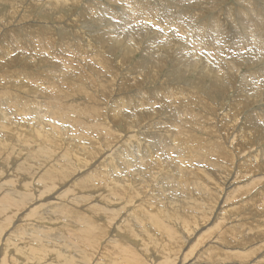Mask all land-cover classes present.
Instances as JSON below:
<instances>
[{"label":"rangeland","instance_id":"374dc122","mask_svg":"<svg viewBox=\"0 0 264 264\" xmlns=\"http://www.w3.org/2000/svg\"><path fill=\"white\" fill-rule=\"evenodd\" d=\"M22 1L23 0H20V2H18V7L19 6L20 7L19 8L17 7L18 8L17 11L19 13H17V11H15L16 9H13L12 7H10L11 5L10 6L8 4L5 6L0 5V22H2V24L3 23L5 24V25L4 24L2 25L3 27L0 25V65H5L7 63L12 64V66H9L10 68L8 67V69H6V70H4V68H2V66H0V86L4 89H7V87H8L7 85H12V83L13 84L17 83L19 85L21 82L16 81V80L20 79L21 77H22L23 81L28 80V84L34 85V86L38 85V84H35V81L38 77L51 78L52 80L54 78H56L57 74L53 72V69L50 66H52L55 63L62 64V59L64 61L66 59L70 60L71 57L74 56L72 51H70V50L65 51V48H63V46L61 44L63 42L62 39L66 38V37H64V35H67V37L70 35L69 37L71 38L73 43L78 42L77 44L79 46L73 44L72 49L75 51H77L79 49V47L81 46V43L82 44L84 43V45H86L87 44L86 41L88 39H89L90 43L94 46L93 38L88 33L86 36V34H84L83 31L85 29L87 30V27L89 29H91L92 31H97L98 28H96L93 20L97 17L99 18L101 16V14H102L101 17H104L103 13H101V11L98 9H97V14H93V15L90 14L88 12V10H89L88 5H90V7H93V6H96L97 3L100 4V2H105V0H101V1L96 0L97 2L93 1V0H83L82 2L79 3L80 5H78V6L77 5H70L67 8L60 9L61 11L60 10L50 11L51 7L47 4H46V6H49L50 8L45 7L44 6L45 4H43V2L45 1V3H46L47 0H24L25 2L23 1V3H22ZM35 1L36 2L39 1V2H37L39 4H37ZM156 1L157 0H153V1L151 0L152 4L153 3L155 4V5L153 4V6L157 7V5H158V8L160 9V6H159L160 2H158V4H157ZM194 1H196V0H186V1H180L179 0L177 2L175 0H161L162 4L171 5V7L173 6L174 9H173V7H172V9H173L175 14H176V12H177V14L180 12L177 15V17L182 15V9H184L185 6L187 8L189 4H191V10H190L191 16H193L196 12H202V16L200 19L197 20V17H195V19L197 20V22L195 23L196 25L193 23H190L189 20H191V18H189V16H186L182 22L177 23L178 25L188 23L187 24L188 30L186 33L187 35L185 34V32L180 33V35L184 40H187V39H185L183 37V35L186 37L189 36L190 38H191V36H196V40L198 41V39H200L198 37L201 35L199 34V30L196 27L203 25L202 26V27H204L203 33H201V34H204L206 36L205 41H208V40L209 41L204 42V43L202 42V44L200 46L202 48V50H205L209 46V50L206 52H213V51H216V49H217V52H223L224 53L221 58L216 56V58L214 59V61H216V63H217V66L223 65L227 69L232 71V70H234V68L231 67L232 66L231 61L241 62V67L243 65L252 64V59L254 57V53H253L250 45H254V44H255L254 46H256L255 50L257 52V56H259V57L264 56V35L261 34L259 32V30H257L256 27H250L249 26V29H248V32H247L246 38H245V40H247V41L242 40L240 43H235L231 40L227 46H225V43L223 41L221 43H219L218 45H216V43L214 42L215 28H214L213 22H214L216 15L217 14L221 15V18L224 17V14H225L224 11L225 10L228 11L229 7L233 8V12L234 11L238 12V8H240V7H238L239 3L236 0H225L226 3H222L223 5L217 4L216 7L213 4H211L212 8H210V11L207 9V7H206V9H204V11H201V10L197 11V9L192 6V5H194ZM33 2L35 4V6L36 5H39V6L38 7L36 6V8H35ZM203 2H204V0H201L200 4H203ZM245 2H247V0H245ZM253 3L255 4V2H253ZM28 4L30 5V7L32 9L29 7ZM173 4H176V5L174 6ZM41 6H43V7L41 8ZM86 6H88V8ZM220 6H222V7H220ZM165 7H166V5H165ZM10 8H11V10H10ZM43 8L45 9V11ZM213 8H215V9L213 10ZM222 8H223V10H222ZM19 9L21 11H19ZM30 9H31V11H30ZM35 9H37V10H35ZM39 9L42 12L38 11ZM78 9H79V11H77ZM101 9H103L102 6H101ZM172 9H171V11H172ZM46 10H47V12H46ZM8 11H10V12L12 11V12L10 13ZM28 11L30 13L32 12V14H30ZM15 12L17 15L13 14ZM26 13H28L29 15ZM33 13H34V15H33ZM18 14L20 17L18 16ZM21 14L22 15L24 14V15L22 16ZM2 15H4L5 17L3 16L4 17L3 18ZM36 15H37V17H36ZM88 15H90L91 19L89 18ZM98 15H100V16H98ZM27 16H29V17H27ZM31 16L33 18H31ZM14 18L18 19V20H15ZM224 18H226V16ZM1 19H2V21H1ZM11 19H12V21H11ZM73 19H74V21H73ZM21 20L22 21L24 20L23 22L25 25L22 24ZM61 20H62V22H61ZM162 20L164 21L163 23H167L168 26H170L171 28H173V26L177 25L176 21H170L167 18H165V20L163 18ZM5 21H9V23H5ZM44 21H46V22L48 21L49 23H46ZM16 22H20V24L19 23L17 24ZM110 22L114 26V29L119 28V26L117 24H115L112 21H110ZM116 22L119 25H121L122 21L119 19ZM227 22H228V20H227ZM227 22L226 21H224L223 23L218 22V25L227 26L226 29L228 30L230 35H232L234 29L230 25H228ZM163 23L160 24L159 22H153V21H151L149 23L147 22L148 27H150L149 29L154 30V28H155V30L154 31H148V32L143 34L145 36L144 39L146 40V42H148V40H150L153 33L157 32V31L164 32L167 29V26L163 25ZM172 23L174 25H172ZM137 24H139V23L133 22V23L126 24V25H127V27H130V25H137ZM239 25H240V22L236 25V27H239ZM26 26H27V29H26ZM56 26H57V28H56ZM64 26L67 28L64 29ZM35 27H38V28H35ZM45 28H46V30L47 29L48 30L47 31L44 30ZM89 29H88V32H89ZM16 31L19 33V35ZM76 31L78 33H75ZM56 32H58L59 34L58 33L56 34ZM79 32H82V33H80V35H78ZM234 32L237 34L238 30L236 29ZM195 33H196V35H195ZM252 33H253L254 38L255 37H261V38H263V41H261V42L260 41H258V42L253 41V37L251 38ZM25 35H27L26 38H29V36L35 35V37L38 38L39 41L41 42L40 45L43 42H45L44 47L46 50H49L48 46H47V45H49V42L52 44L54 41V38H56V39L58 38L54 42L55 43L54 49H55V53H57L56 56H58L59 60L58 59L52 60L51 61V62H53L52 64L50 62H46L44 64L43 61H45L46 58L44 59L43 55H41V54L39 55L38 52H36V51L34 52V51H32V49H29L27 47V41L26 40L24 41L26 46L24 45V42H22V46L17 45L15 42L16 38L21 37L23 39L25 37ZM36 35H38V36H36ZM60 35H61V37H60ZM207 35H208V37H207ZM10 39H14L15 41L13 40V42L11 44H9ZM75 39H77V40H75ZM113 42H114V40L112 41V44H113ZM186 42L187 41H185V43ZM212 42H214V43H212ZM6 43H8V44L6 45ZM56 43H57V45H56ZM189 43L191 44V42H189ZM197 43H199V41ZM136 44H137V41H136ZM190 44H188V46ZM142 45L143 46H140L138 49H135V50L132 49V52L127 56H123V54L120 50L117 51L118 53L116 54V56L113 55L112 57H110V55H109L108 60H110V61H108V62L111 64V66H109V63H108V66L112 67V69L107 67V65H104V68L99 67L100 63L98 64V66H96V68H98L97 70L100 73L104 72L106 74V75L103 74L106 77L110 74L109 75L110 77L108 76L109 78L108 77L106 78L105 76L102 75L100 77V79L102 77H103V79H105V78L108 79V81L111 78L113 79L112 82L109 81L108 87L106 86V90H107L106 93H101L99 91V94H98L97 90H99V89L103 90V89L101 87H97V88L92 89V87H91L92 85L87 83V81H85V85H88V86H84V88L86 90H88L87 92L90 91L91 93L90 92L89 93L92 95V97H90V99L88 98L89 96L86 97V94L85 95L84 94H80V95L76 94V95H73L71 97L65 98L64 100L66 102H64V100H62V99H61L62 101L60 100L58 102H59V104H61V102L62 103L64 102V105H66V107H69V106L75 107V105L78 104L79 106H81V108L86 109L87 111H91L94 109L93 104L99 105L100 109H98V111H99L98 114H100L102 112L101 111L102 106L104 108L103 110H105V107L103 105L105 100L109 99L108 103H111V102L115 101L116 99L121 100L122 98H124L126 96L129 99L132 98L131 102H129L130 103L129 106L128 107L122 106L123 108H118L116 113H119L122 110L123 112L120 113V115H122L125 118L127 117L129 119V121H136L137 118H139L145 114H146V116H148V111H150V110H148V101H150L152 96L153 97L158 96V99L159 98H160V100L164 99V103H166V104L169 103V105H170V103H172L170 101H174L175 99L174 100H172V99L168 100V97L176 94L177 92H180L177 90H181V87H183L185 89L187 88V89H189V91H196L198 88H202L200 93L196 94V95H194V94L192 95L190 92L184 93V91H182L181 95L183 96V94H186L189 98L187 97L188 99H186V101H183L182 96L177 95L176 96L177 99L173 103L174 105L171 104L172 105L171 109H167V106H166V108L163 110L164 112L161 111L159 113L160 116L158 115V117H157V120H158L159 118H165L166 117L165 115H167V114H168L167 117H169L171 114H174L175 116H177V119L179 118V116H181V118L179 119V122L181 123V127L177 130H173L172 132L173 133H176V132L181 133V132H184L183 130H185L186 127H187V129L190 128L189 137L184 135L183 141L186 139L189 140V144H190L191 149L195 150V148H196L195 151H198L197 154L195 155V154L189 153L185 150H181V155L178 158L179 162H173L172 161L173 157L170 156L167 153L168 150H166V158L171 160V161L166 160V162H165V167H166L167 172L159 173L158 178H157V175L155 177L156 179L153 178L155 180L158 179L160 182L157 180L158 183L156 184L157 181L152 179L153 184L151 182V184H152L151 187L145 188L144 193L140 190L139 186H137V187L139 188L140 193L143 194L142 196H144V199L147 197L148 194L150 196L154 192L153 188L156 185L160 188L159 189L156 186L155 187L156 191L161 190L162 189L161 185H163V187H165V189L163 191H166L167 189L169 190L164 195L170 194L171 196H174V194L177 193V197L179 198L180 201L183 198L186 199L187 197H190L192 195L193 196L190 198L193 199V198H195L194 194L197 195L198 193H200L201 196L205 195L203 199H205V200L207 198L212 199V200L209 199L210 203H209L208 207L209 206L210 207L209 208L205 207V205L207 204V203H203V202H205V200H202V199L200 200L199 198H201V197L196 196L197 197L196 201L197 202L201 201L203 206L205 207V209H204V207H202L201 211L199 210V211H197V213L195 211L193 212L195 215V218H196V219H193V222L187 223V224H181L183 226L182 227L179 223L174 222V221L173 222L168 221V219L167 218L165 219V217H157L156 216V220L153 219L152 222L148 221V230L150 232L148 231V241H146V242H148V248L149 249H148V252L144 251V253H143L142 248H143L144 240L142 241V239H143V237H144V239H146V237H145L146 235L144 233H141V232H144V230H145V229H143L144 228V225H143L144 222L140 225L139 224L136 225L134 220H133V217H132V222H134V223L130 226V229L136 225L135 229L139 235V238L137 240H134L125 232L129 228L127 223H129V221H131V218H129V221L126 218L131 215L130 211H132L133 209H137L134 206L137 207V206L141 205V203H142L141 199H139L140 202L138 201V202L134 203V206H133V204H132L133 200L127 201L125 198L128 197V195L127 196L123 195L124 199L122 198L121 200H119V202L116 201L115 203H113L114 205L109 203V201L106 202L105 204H103V201L101 200V198H104L106 196V195H104V196L100 195V194L104 193L103 188L99 189V191L95 192V189L90 188L91 189V191H90L89 189H86V187L84 185L81 184V182L83 181L82 179H84L88 174H90L91 170L94 171L95 167L100 166L102 161L107 156H109L111 154L112 150H114V149L116 150V147L122 143L124 144V142H125V144L129 143L130 140L128 138H126L124 141H122V139H120L122 142H120V140H117V142H119V144L118 143L117 144L112 143L108 150H106V151L104 150L101 153V156H100L101 158L99 157V159L95 160L96 162L94 161L93 163H91V167L83 168L80 171H78V169H77V171L74 172V175L72 174V177L71 176L68 177V178H70L69 180L65 179V180H63V182L60 181L59 184L57 183L58 187L56 185V188H52L51 191L47 190L46 192H44V189H43L44 186L40 183V177L42 174L41 172L36 173L37 176H36V174L34 175L35 181H33V180L30 181L28 179L30 182L28 183V185L25 186L24 183L27 184V181H28L25 178V174L23 176L24 179L22 177L18 180L15 178V175L12 172L13 170L11 169L13 162H15V161H17L18 166L22 164V161L26 162L24 157H27L26 154L30 153L32 151V149H31L33 147L32 143L34 142V141L33 142L28 141V144H25V143H27L26 138L28 137V134L30 133L29 129H31V127L29 126L26 128L27 124L24 123L26 116L23 117L24 120L22 117H20L18 119L22 118L21 119L22 122L17 119L18 123L15 124V121L13 120V124L15 125V127L17 128V130L20 133L22 132L21 133L22 136L20 134L17 136H16V134H14V136L11 135V137H9L10 140H9V142L6 146V150H5L7 152L4 151L0 155V165L2 163V166H0V203H1V201H2V203L0 205L3 208L2 209L0 206V209H1L0 210V260L2 259V260L7 262L8 257H6L4 255V251L6 252L7 250H9V255H10L9 263L10 264H22V263L24 264V260L22 258H20V256H25L26 261L30 260V259L34 260L33 263H35V257H29L28 258V256L25 255L26 251L28 254L31 252V249H30L31 247L28 246V243L30 242V244H31L32 243L31 240L35 241L40 237H42V238L44 237V239L47 240L49 242V244L52 243L51 245H54L56 249L59 248L57 250L59 252V254L61 251L60 248L63 245L64 246L63 248L65 250L64 253H66V254L68 253L67 257L71 258L72 260H79L81 262V264H132V263L134 264L135 259H138L139 260L138 262L141 264H156V261L153 259H155V257H158V260L160 261L161 258H164L166 253L163 252V249H165V247L169 248V246L172 249V251H171L172 254L170 253V255H171V258H172L174 264L176 263V261H178L176 264H188V263L191 264V262L192 261L194 262V260L196 261V264H261V263L264 264V157H262V156H264V97L261 96L259 98H254L251 94L246 93V92H245V94H244L245 96H244V95H242V91L239 90V88L241 87V83H243L246 80L248 83H250V86L252 88H254L256 85L258 87L261 85H264V83L262 81L259 84V81L257 80V76H259L261 79L264 76V63L255 64V65H253V68H251V69L250 68H241L238 73H235V74H237V77L234 78V83H231L228 81L229 84L231 83V87L235 86L234 88L225 89V92L223 94L224 96L219 95V92L215 91V94H213V97L210 96L208 98L206 96V94H207L206 91H209V89H207L208 86L210 85L209 81L208 82L201 81L199 79V77H196L195 74H190V76H180L183 74L177 72L178 69L173 67V65H172L173 63L171 64V62H172L171 58H168L167 56H165V58L162 59V58H160L161 53H158V52H155L154 56L152 57L149 54L148 49L145 48L146 45H144V43ZM221 45H224V48H221ZM6 47H8L7 50H6ZM49 47H50V45H49ZM57 48L58 49L61 48V49L58 50ZM76 48H78V49H76ZM100 50L101 49L98 48V51H100ZM193 50H194V48L191 47L190 51H193ZM10 52H11V54H10ZM67 52H68V55L69 54H71V55L66 57ZM247 52H249V54H246ZM55 53L52 52L51 55L54 56ZM60 54H63V55L60 56ZM90 54H92V53H90ZM90 54L88 53V54H84V55L87 57L89 56L91 58ZM2 57H4V58H2ZM74 57L76 58V56H74ZM198 57L200 60V65L207 60V58L204 57V54H203V56H201V53H200V56H198ZM120 58H121V60H119ZM27 59L30 60L28 62L30 65H32L31 67L29 64H28L29 65L28 68L21 67V66H19V64L18 65L14 64L15 61H18L19 63H21L23 60H27ZM149 59H150V61H148ZM3 60H4V62H3ZM38 60H40V61H38ZM89 60L90 59H87L86 62H84V60H83V65L87 64L89 66H95V65L88 64ZM92 62H95V61H92ZM160 62L163 63L164 65L160 64ZM121 63H122V66L119 67V65H121ZM67 65H68V63H67ZM72 65H75V64L73 63ZM123 66H124V68H123ZM107 68L110 69V71ZM114 68L118 72L115 73L116 70H113ZM120 68H122L123 70ZM129 68H130V70H129ZM171 68H172V70H171ZM100 70H102V72ZM59 71H61V69H59ZM123 71H125V72L130 71L131 74L130 73L126 74ZM254 71H257V73H258V75L255 77L253 74ZM28 73H29V75H27ZM61 73H63V72L61 71ZM67 73L68 72H66V74ZM120 73H121V75H120ZM39 74L41 76H39ZM51 75H53V76H51ZM74 75H75V72H74ZM27 76H28V78H27ZM121 76L122 77L124 76L123 77L124 79H122ZM252 77H254V79ZM9 78H10V80H5V79H9ZM91 78H93V76ZM100 79L98 80V81H100L99 83L104 84V82H102ZM62 81L63 80H61V82ZM115 81H116V83H115ZM56 82H57L56 84L59 85L58 81H56ZM117 82H118V84H117ZM253 83H255V84H253ZM178 84H180V85H178ZM3 85L4 86L6 85V86L4 87ZM60 85H62V84H60ZM105 85H107V84H105ZM194 86H196L197 88L196 89L192 88ZM211 86L213 87V85H210V87ZM62 87L65 89L66 86L62 85ZM62 87H60V88L58 87L59 89L54 90L55 92L52 91L53 94L54 93L56 94V92L61 90ZM90 88L92 89V91L90 90ZM117 88L120 90L122 89L123 92L122 93L119 92V90ZM262 90L264 91V86L262 87ZM239 91H240V93H239ZM115 92H117V93L119 92L120 94L114 96ZM60 93H61V91L56 94L57 96L55 94L52 96H54V98L57 99L59 97L58 95H60ZM108 94L110 96H108ZM247 94H249V95H247ZM16 95L18 98L20 97L22 100L28 98L23 93L16 94V92H15L14 96H16ZM93 95H94V97H93ZM95 95H96V97H95ZM148 95H152V96L148 98ZM107 96L109 98H107ZM60 97H62V96H60ZM196 97L198 99L204 101V102L208 101V106L206 107V105H203L201 101H198V99H196ZM243 97H246V99L249 102H248V104H244L245 108H244V110H241L242 108H241L239 103L241 101L245 102L244 101L245 98H243ZM94 98H96V100ZM103 98H105V100ZM21 99H20V101H21ZM179 99H182V100H180V102H179ZM38 100H40V101L44 100L42 102H45L44 98H40ZM196 100L198 101V103ZM54 101H55V99H54ZM182 101L185 103H182ZM46 102H48V106L45 105L44 106L45 108L39 107V109L41 108L40 109L41 112H40V110H39V112L41 113V115H44L45 113L46 114L48 113L49 115L54 114V112L57 110V108H55L52 101L51 102L46 101ZM55 102H57V101H55ZM74 102H75V104H74ZM150 102L152 103V101H150ZM186 102H188V104L195 107L194 108L195 112H194L193 116L189 115L188 112L185 113L183 111ZM199 102H201L200 104L203 106H201V105L198 106ZM51 104L53 106H51ZM158 104H162V101H159ZM17 106H18V104H17ZM22 106H23V103H22ZM22 106L21 107L19 106V109L16 111L21 110ZM4 107H8V106H4ZM63 107H58V109H59V110H57L58 112L57 111L55 112V114H57V116L59 115L57 118L55 115V119H57V120L59 119L58 121L55 120L57 122V124H59V123L65 124L67 122L66 119L61 118V113L65 112L67 110L66 107H64L65 109ZM11 109H14V107ZM44 109L47 110V112L44 111ZM52 109H54V110H52ZM22 111L23 110L19 111L20 115H22L21 114ZM170 111H172V112H170ZM77 112L78 111H76L75 113L79 116V113H77ZM116 113H111L112 118H114L117 115ZM241 113H242V115H240ZM76 114H75V116H77ZM113 114H116V115H113ZM182 114H184V116ZM101 115L103 117V115H106V114L101 113ZM120 115H117V116H120ZM195 115H196V117H199V118H197L198 120L194 119ZM82 116H83V114H82ZM102 117H101L100 122H102L104 119ZM10 119H11V117H10ZM131 119H133V120H131ZM193 120H195V122ZM110 121H111V124L114 125L112 127V131L114 133V134H112L113 136L111 135L112 141L114 140V138H117V139L120 138V136H121V138H124L125 134L127 135V137L130 135L133 136L135 134V133L134 134L132 133V129L130 130V132H128V130L126 131V128L123 125V123H120L119 121H117V118H115V120L110 118ZM188 121L190 122V124L188 123ZM146 122H148V121H146ZM165 127H168V129H169L171 126L168 123L167 126L166 125L162 126L161 130L164 129ZM50 129H52V128H50ZM23 130H25V132ZM26 130L28 131V133ZM12 132L14 133V131H12ZM126 132H128V133H126ZM150 133H156L158 135V132L154 128L150 130ZM10 134H11V132H10ZM114 135H115V137H114ZM7 136H9V135H7ZM116 136H118V137H116ZM24 137H26V138H24ZM137 138L143 139L144 137H143V135L139 134V135H137ZM190 138H193V139H190ZM17 140L21 141V143L19 142L18 145L16 146L17 148L15 149V145L18 142ZM166 140H167V138H166ZM183 141H182V144H183ZM146 143H148V136L146 137ZM13 144H15V145H13ZM30 144H31V146H30ZM62 145H64L63 142L61 144V149L58 151V154H59L58 157L63 158V159H66V158L68 159V157L64 158V156H65V155H63L64 152L61 153L62 148H63ZM220 145L222 146L221 147L222 150H220V149L218 150L217 146H220ZM231 145H233V146H231ZM24 146H25V149H24ZM180 146H181V144H179V143L174 145L173 146L174 151H172V154H174L177 149H181ZM112 147H114V148H112ZM13 148H14V150H13ZM101 149L103 150L104 148L101 147ZM22 150H23V154H22ZM25 150H27V151H25ZM28 151H30V152H28ZM20 152H21V156H19L20 158H17L18 155H20ZM60 153L63 156H60L61 155ZM175 155H177V154H175ZM193 157H197L199 160H201L203 162V163L198 162L201 164L198 165L197 167H203V166L207 167L205 169V171L208 172L207 175H206L207 172H205V171L197 173V174H199V176L201 175L200 176L201 179L203 178L201 181H203L205 185H203V182L201 184L200 180H199L200 184H197V183H195V181L194 182L192 181L194 183V186L192 185L193 184L192 182L188 183L193 179L191 176H195V175L198 176L197 174L190 175V173L188 172V168H186L187 164L191 160L190 158L194 159ZM53 158L55 159V157H53ZM54 159H52V161ZM205 160H207V161H205ZM26 163H29V162H26ZM247 163H248V165H247ZM7 164H9V165H7ZM215 164H217V165H215ZM208 165L211 168L208 167ZM250 165L252 166L251 168H250ZM46 167H48V166H46ZM46 167H44V165H43V168L41 167V169L45 171V170H47ZM223 168L226 171L232 170V172L234 174L232 176V178H234L235 174H237L239 172L240 178L238 181L235 182L237 185L234 184V186L232 188L231 194L228 197V199H229L228 204L224 203L225 207H223V209L224 208L225 209L220 210L219 214L220 215L222 214L223 216L222 215L217 216L216 213H214L216 208H217V205H218V199L217 198H218L220 193L225 194L224 191H226V189L223 188V185L225 182L224 180H226V178H227L226 176L228 175V173L223 174V175H221L219 173V170L223 169ZM252 168L254 169V172L256 170H258V172H255V173L253 172L254 174L250 173L249 171ZM4 170L6 172H4ZM42 170H40V171H42ZM210 175H213V176L210 177ZM217 176H219L221 178V180H219V177H217ZM223 176H225V177H223ZM37 177H39V178H37ZM243 177H244V180H246V181H243ZM182 178H184V179H182ZM189 178H190V180H188ZM205 179H207V180H205ZM183 180H186V181H184V183H183ZM154 181H155V183H154ZM247 181L248 182L254 181V184L252 183L250 186L251 192H249L248 195H243V193L242 194L239 193L240 196H238L237 193H238L239 189L244 188L246 186L245 184H247ZM163 182L166 184H169V185L164 186ZM214 182H216V184ZM33 183H34V185H33ZM3 184H5V185H3ZM138 184L141 185L142 182H138ZM181 184L183 185L184 189H183ZM175 185H176L175 189L170 190L171 187H173ZM190 185H192V188H191L192 190H190L191 195L189 196L188 191L190 189V187H189ZM199 185H201V187ZM216 185H218V186H216ZM205 186H206V188L204 189ZM239 186H240V188H239ZM209 188L210 189L212 188L211 189L212 191H210ZM215 188H217V189L219 188L218 189L219 191ZM193 189H195L193 192L194 194L191 192V191H193ZM181 190H183V191L181 192ZM184 190H185V192H184ZM196 190H197V192L199 190V192L196 193ZM216 190L218 192H215ZM28 191H30V192H28ZM23 192H25V193H23ZM156 193H157V195H156ZM160 193L161 192H159V193L155 192L154 195H156L159 199L162 198L160 200H163L164 197H162V195H161L162 193L161 194ZM181 194L182 195L184 194V196L182 197ZM15 195H17L19 197L18 200L20 202L23 201V202H21L23 205H25V204L26 205L24 207L22 205L21 206L22 210L18 209L19 211L18 210L13 211L14 209L10 208V212H9V210H7V209H9V207L6 208L3 206V200L8 196L14 197ZM170 195H169V197H171ZM186 195H188V196H186ZM200 195H198V196H200ZM207 195H209L210 197H207ZM232 195L234 197L237 195L238 196L237 200L234 199V197ZM32 196H33V198H32ZM243 196L246 198H243ZM49 197H51V199L49 201H46L45 199H49ZM53 197H55V198L53 199ZM107 198L110 199L109 196ZM198 199L200 201H198ZM24 200H26V201H24ZM214 200H217V201L215 202ZM250 200H252V201H250ZM53 201H54V203H53ZM211 201L213 202V204ZM46 202H48V203L46 204ZM77 202L79 204H77ZM125 203H126V206H125ZM4 208H5V211H4ZM23 208H25V209L23 210ZM97 209H99V211H98V212H100L99 214H98V212L97 213L94 212ZM114 209H116L117 218H115V220H113L112 222H109L107 220L108 213H113L110 211L114 210ZM213 209H215V210H213ZM230 209H231V211H230ZM118 211L121 214H118ZM187 211L191 212V210H189V209H187ZM14 212H16V213H14ZM35 212H37V214ZM208 212H210V213H208ZM104 213L106 214V216ZM154 213L155 212H153V214ZM6 215L9 216V218ZM207 215H208V218L206 217ZM226 215H229V217H226ZM71 216H73V218ZM221 217H222V219H221ZM80 218H82L83 220H81ZM85 219H86V221H89L90 224L92 223L91 225L94 224V227L97 226L96 227L97 230L94 231V233H93V230L95 228L93 226H92L93 230L91 229V231H92L91 233H89L84 228L85 223H86ZM108 219H110L109 216H108ZM219 219L225 223H223L221 221L218 222L217 220H219ZM81 221H82V224H81ZM212 222H213V224H212ZM163 223L165 226H167L173 230L172 231L173 232L172 233V238H173L172 241L169 240V238L171 237L170 235H167V234L162 235L163 233L160 230H161ZM214 223L216 225L219 224L220 226H215ZM150 224H153V225L150 226ZM81 225H84V226L81 227ZM208 225H210V226H208ZM155 226H156V228H153ZM99 227H100V229H99ZM137 227H140V228H137ZM230 227H232V228H230ZM82 228H83V231H81ZM185 228H187V229H185ZM201 228H203V229H201ZM215 228H216V230H215ZM106 229H108V230H106ZM122 229H124L123 232H122ZM138 229H139V231H138ZM142 229H143V231H142ZM233 230H234V232H232ZM236 230H238V232ZM84 231L88 232L89 234L88 233L84 234L83 233ZM224 231H226V232H224ZM98 233H99V235H98ZM149 233H151V234H149ZM196 234H197V236H195ZM91 235L92 236L94 235L95 237L94 236L91 237ZM119 235H122L126 239L130 240L129 245H126L123 242H121V238H119ZM115 236H116V238H115ZM222 236H224V237H222ZM8 237H9V239L12 238L10 243L9 242L6 243ZM167 237H169V238L167 239ZM185 237L188 240H186ZM160 238H161V240H160ZM157 239H159V240H157ZM15 244H16V246H15ZM130 244H132V245H130ZM158 244H159V246H158ZM5 245L7 246L6 248H5ZM113 247H117V251L114 250ZM122 247H129L130 249L132 248L131 250L134 251L133 256L135 258L133 259L131 257H126L123 254H118L119 251H121V249H123ZM140 247H142V248H140ZM156 248L159 250H157ZM161 248H163V249L161 250ZM109 249H112V250H109ZM185 249H187V250H185ZM52 252H49V254L46 257H41V258L37 257V259H36L37 263L36 264H48V263L49 264H61L60 263L61 260L58 258V256H56L57 253H55V252L52 253ZM109 252L112 254H110ZM149 252H151V253H149ZM21 253H22V255H21ZM18 254L20 256H18ZM162 254L164 256H162ZM184 256H186V260H185ZM140 260H142V261H140ZM154 261H155V263H154ZM0 263H1V261H0ZM25 264H26V262H25Z\"/></svg>","mask_w":264,"mask_h":264},{"label":"bare ground","instance_id":"6f19581e","mask_svg":"<svg viewBox=\"0 0 264 264\" xmlns=\"http://www.w3.org/2000/svg\"><path fill=\"white\" fill-rule=\"evenodd\" d=\"M23 1H22V3H23ZM82 1L83 0H47L46 3H45V1L44 2L42 1V2H43V4H45L44 5L45 7H49V6L51 7V8L49 7L50 8V11H56V10L58 11V10H60L62 8L69 7L70 5H77L78 6V5H80L79 3L82 2ZM93 1H96V0H93ZM175 1L177 2L179 0H175ZM180 1H186V0H180ZM200 1L201 0H196V1H194V5H192L194 8L197 9V11H200V10L201 11H204V9H206V7L210 11V8H212V5L211 4H213L216 7L217 4L226 3L225 0H204L203 4H200ZM236 1L239 3L238 7H240V8H238V12H235V11L233 12V8L232 7H229L228 8V11L227 10L224 11V13H225L224 14V17L226 16V18H224V17L221 18V15L217 14L216 17H215V19H214V22H213L214 23V28H215V32H214L215 33L214 42L216 43V45H218L219 43H221L223 41L225 43V46H227L230 43L231 40L233 42H235V43H240L242 40H245L246 34L248 32V29H249V26L250 27H256L257 30H259V32L264 35V0H247V2H245V0H236ZM18 2H20V0H0V5H4V6L7 5V4L9 6L11 5L10 7H12L13 9H16L15 11H17V9L20 7V6L18 7ZM37 2H39V1H37ZM158 2H160V5H159L160 6V9L158 8V5H157V7H154L153 6L154 3L152 4L151 0H105V2H100V4L97 3V5L96 6H93V7H90V5H88L89 6V10L87 9L88 6H86L87 7L86 9L88 10V12L90 14H92V15L93 14H97V9H98V10L101 11V13H103V16H104V17H101L102 14L100 13L101 16L98 15L100 17L99 18L97 17V18H95L93 20V22L95 23L96 28H98V30L96 29L97 31H92L88 27H87V30L85 29L83 31V33L86 34V36H87V33H88L93 38L94 46L90 43V41L88 39L86 41L87 42L86 45H84V43L83 44L81 43V46L79 47V49L76 48L78 50L75 51V50L72 49L73 48V44L78 45L77 44L78 42L77 43H75V42L73 43L72 40H71V38L69 37L70 35L68 37H67V35H64V37H66V38L65 39H62L63 42L61 43L62 46H63V48H65V51H68V50L72 51L73 55L76 56V58L73 56V57H71L70 60H67L66 59L64 61L62 59V64L55 63L52 66H50L53 69V72L57 74L56 78H54L52 80L51 78H44V77L41 78V77H38L36 79V81H35V84H38V85L34 86V85H29L28 84V80H24L23 81L22 80V77H21L20 79H17L16 80V81H20L21 82L19 85L17 83L16 84H13L12 83V85H7L8 86L7 89H4V88H2L0 86V97H1L0 98V110H1L0 111V155H1L2 152H4L6 150V146H7L8 142H9V140H10L9 137H11V135L14 136V134H16V136L19 135V134L21 135V133H22V132L20 133L17 130V128L13 124V120L15 121V124H16V123H18L17 122L18 120L21 121V119L26 116L24 123L27 124V126L26 125L25 126H26V128L30 126L31 129H29L30 130V133L28 134V137L27 138L24 137V138L27 139L26 140L27 143H25V144H28V141H32V142L34 141L32 143V145H33V147L31 148L32 151L31 152L28 151L30 153H27L26 154L27 157H24L25 160H26V162H29V163H26L25 161L24 162L22 161V164L18 166L17 165V161H15V162H13V165H12L11 169L13 170L12 172L14 173L15 178L18 179V180L20 178H22L24 176V174H25V178L27 180L29 179L30 181H32V180L35 181V179H34L35 176L34 175L36 173H38V172H41L42 174H41V177H40V183L44 186L43 187L44 192H46L47 190L48 191H51L52 188H56L57 183L59 184L60 181L63 182V180H65V179H68L69 180L70 178H68V177L69 176L72 177V174L74 175V172L77 171V169H78V171H80L83 168L91 167V163H93L96 159H99V157L101 156V153L104 150L105 151L108 150L112 143H114V144H117L118 143L119 144V142H117V140H120V139H122V141H124L126 138H128L130 140L129 143H126L125 144V142H124V144L122 143V144L118 145L116 147V150L115 149H114L115 151L112 150L111 151V154L109 156L106 155L107 157L102 161V163L100 164V166L95 167L94 171L91 170L90 174H88L84 179H82L83 181L81 182V184L84 185L86 187V189H89L90 191H91L92 188L95 189V192L96 191H99V189H102L103 188L104 193L103 194H100V195H103V196L106 195L104 198H101V200L103 201V204H105L108 201L111 204L115 203L116 201L119 202V200H121L123 198V195H126V196L128 195V197L125 196L126 197L125 199L127 201H132L133 200V202H132L133 206H134V203L138 202L139 199H141V201H142L141 205L140 206H137V207L134 206L137 209H133L132 211H130L131 212L130 213L131 215L126 218L128 221H129V218H131V221H129V223H127V225L129 226V228L125 232L131 238H133L134 240H137L139 238V235H138V233H137V231L135 229V226L138 225V224L140 225V224H142L144 222L143 223V225H144V228L143 229H145V230H144V232H141V233H144L146 235V236L144 235L146 237V239H144V237H143V239H142V241L144 240L143 248L140 247V248H142V252L143 253H144V251L148 252V249H149L148 248V242H146V241H148V231H149L148 230V221L149 222H152L153 219L156 220V216H157V217H165V219L167 218L168 221H172V222L174 221V222L179 223L180 225L181 224H187V223L193 222V219H196L193 212L195 211L197 213V211H199V210L201 211V208L204 207L203 204H202V202L200 200L201 199L202 200H205V199H203L205 195L204 196L203 195L201 196L200 193H198L199 190H198V192L196 190V193H198V194L195 195L193 193L195 189H193V191H191V192L194 194L195 198H193V199L190 198V197L193 196V195L190 196L191 195L190 190H192L191 189L192 188V185L194 186V183L193 182L195 181V183H197V184H200L199 183V180H200L201 184L203 182V181H201L203 178L201 179V177H200L201 175L199 176V174H197V173L202 172V171H205V169L207 168L206 166L197 167L198 165H200L201 163H203L197 157H193L194 159L190 158L191 160H190V162L186 166V168H188V172L190 173V175L197 174L199 176V177L196 176V175L195 176H191L193 179L190 177L192 180L190 182H188V183H191L193 181L192 182L193 184L189 186L190 189L188 191L190 197H187L186 199H184V198L182 199L181 198L182 200L180 201L179 198L177 197V193H175L174 196H171L170 194L164 195L169 190L167 189L166 191H163L165 189V187H163V185H161L162 186L161 187L162 189L156 191L155 190V187L157 186L156 185L153 188L154 189V192L150 196L148 194L147 197L144 199V196H142L143 194L140 193L139 188L137 187V186H139L140 187V190L144 193L145 192L144 191L145 188L151 187V185L153 184L152 179L155 178L156 175H157V178H158V174L159 173L167 172L166 171V167H165V162H166V160H170V159H167L166 158V150H168L167 153L170 156L173 157V159H172L173 162H179V159L178 158L181 155V150H185V151H187L189 153H192V154H195V155L197 154L198 151H195L196 148H195V150L191 149L190 144H189V140L186 139V140L183 141V136L184 135L189 137V135H190V132H189L190 128L187 129V127H186V129L183 130L184 132H181V133H178V132L173 133L172 132L173 130H177V129H179L181 127V123L179 122V119L181 118V116H179V118L177 119V116H175L174 114H171L169 117H167L168 116V114H167V115H165L166 116L165 118H159L158 120H157V117H158L159 113L166 108V106H167V109H171L172 105H174L173 103L177 99L176 96L177 95H181V92L182 91H184V93L185 92H190L192 95L193 94L196 95V94H199L200 93V91L202 90V88H198L196 91H189V89H187V88L185 89V88L181 87V90H177V91H180V92H177V93L175 92L176 94L171 95L170 97H168V100H171V99L174 100L175 99L174 101H170V102H172V103H170V105H169V103H167V104L164 103V99H162V100H160V98L158 99V96L153 97L152 95H148V98L152 96V98L150 99V101H152V103L150 101H148V110H150V111H148V116H146V114H145V115L137 118L136 121H129V119L127 117L125 118L122 115H120V113L123 112L122 110L119 113H116L118 108H123V107H128L129 106V104H130L129 102H131V99L132 98L129 99L126 96L124 98H122L121 100H117L116 99L113 102L110 101L111 103H108L109 99L108 100H105V98H103L105 100V102L103 103V105L105 107V110H103L104 108L102 106L101 107V111H102L101 113H105L106 114V115H103V117H102L101 113L98 114V112H99L98 109H100L99 105L93 104L94 109L91 110V111H87L86 109L81 108V106H79L78 104H76L75 107L74 106L73 107H70V106L69 107H66V105H64V102H66L64 99L65 98H68V97H71L73 95H76V94H79V95L80 94H84V95L86 94V97L89 96L88 98L90 99V97H92V95L90 94L91 93L90 91H89L90 92L89 93V92H87L88 90H86L84 88V86H88V85H85V81H87V83H89V84L92 85V86L90 85L92 87V89L97 88V87H101L103 90H101V89L97 90L98 91L97 92L98 94H99V91L101 93H106V91H107L106 90V86L108 87L109 81L112 82L113 79L111 78L108 81V79H106V78L110 74L106 77L105 76L106 74L104 72L103 73H100L97 70L98 68H96V66H98V64L100 63V66L99 67H103L104 68V65H107V67H109V66H111V64L108 62V61H110V60H108L109 59V57H108L109 55H110V57H112L113 55L116 56V54L118 53L117 51L120 50L122 52L123 56H127V55H129L132 52V49L135 50V49H138L140 46H143L142 45L143 43H144V45H146L145 48L148 49V52H149V54L152 57L154 56L155 52H158V53H161L160 54L161 56L158 53L157 54L162 59H164L165 56H167L168 58H171L172 59L171 64L173 63L172 64L173 67H175L176 69H178L177 72L183 74V75H180V76H190V74H195L196 77H199V79L201 81H206V82L209 81L210 82V85H213V87L212 86L210 87V85H209L208 88H207V89H209V91H206V93H207L206 96L208 98L210 96L213 97V94H215V91L216 92H219V95H223L224 92H225V89H228V88L232 89V88H234L235 86L231 87V83H234V78L237 77V74H235V73H238L241 68H250L251 69V68H253V65H255V64L264 63V56L263 57L257 56V52L255 50L256 49V46H254L255 44L253 43L254 45H250V47H251V49H252V51L254 53V57L252 59V64L243 65L241 67V62H239V61H236V62L231 61V65H232L231 67L234 68V70H232V71L229 70V69H227L223 65L217 66V63H216V61H214V59L216 58V56L221 58L224 53L223 52H217V49H216V51H213V52H206V51L209 50V46L205 50H202V48L200 47L201 44H202V42L204 43V42H208L209 41L208 39H207L208 41H205L206 36L204 34H201V33H203V28H204V27H202L203 25L202 26L200 25V26H197L196 27V28H198L199 34L201 35V36L198 37V38H200V39H198L199 43H197L198 41L196 40V36H191V38H190L189 36L186 37V36L183 35V37L185 39H187V40H184L181 37V35H180V33H184V32H185V34L187 33V30H188L187 29V24L188 23L187 24L186 23L185 24H179V25L177 23L178 22H182L186 16H189V18H191V20H189L190 23L195 24L197 22V20L201 18L202 12H196L193 16H191V11H190L191 10V4H189L187 8L185 6L184 9H182V15L177 17V15L180 12L178 14L176 12V14H175L174 11H173V9H174L173 6H172L173 9H172L171 5L162 4L161 0H157L156 1L157 4H158ZM253 2H255V4ZM33 4H34V2H33ZM37 4H39V3H37ZM46 4L49 5V6H46ZM165 5H166V7H165ZM173 5L175 6L176 4H173ZM34 6H35V4H34ZM36 6L38 7L39 5H36ZM36 6H35V8H36ZM101 6H102L103 9H101ZM29 7H30V5H29ZM42 7L43 6H41V8ZM220 7H222V6H220ZM31 9H30V11H31ZM171 9H172V11H171ZM214 9L215 8H213V10ZM10 10H11V8H10ZM35 10H37V9H35ZM222 10H223V8H222ZM19 11H21V10L19 9ZM38 11L42 12L40 9ZM44 11H45V9H44ZM77 11H79V9ZM8 12H10V11H8ZM46 12H47V10H46ZM17 13H19V12L17 11ZM13 14L15 15L16 12L13 13ZM26 14H28V13H26ZM30 14H32V12ZM33 15H34V13H33ZM3 16L4 15H2V17ZM18 16H19V14H18ZM32 16H31V18H33ZM88 16L90 18V15H88ZM27 17H29V16H27ZM36 17H37V15H36ZM195 17H197V20L195 19ZM163 18H164V20H165V18H167L170 21H176V24L177 25H175V26H173V28H171L170 26H168L167 23H163L164 22L162 20ZM119 19L122 21L121 22V25H119L116 22ZM15 20H18V19H15ZM216 20L218 22H221V23H223L224 21L227 22V20H228L227 24L230 25L234 29L232 35H230V33L228 32V30L226 29L227 26H220V25H218V22ZM1 21H2V19H1ZM11 21H12V19H11ZM23 21L21 20L22 24H24ZM73 21H74V19H73ZM110 21H112L115 24H117L119 26V28L118 29H114V26L112 25V23ZM151 21H153V22H159L160 24L163 23V25L167 26V29L164 32L157 31V32L153 33L152 34V37L150 38V40H148V42H146V40L144 39L145 36L143 34L146 33V32H148V31H154L155 30V28H154V30L153 29H149L150 27H148V25H147V22L149 23ZM44 22H46V21H44ZM61 22H62V20H61ZM133 22L134 23H139V24H137V25H130V27H127L126 24H130V23H133ZM239 22H240L239 27H236V25ZM0 23H1L0 24L1 26L4 24V23L2 24V22H0ZM5 23H9V21H5ZM16 23L17 24L18 23L20 24V22H16ZM46 23H49V22L47 21ZM172 25H174V24L172 23ZM35 28H38V27H35ZM56 28H57V26H56ZM65 28H67V27L64 26V29ZM26 29H27V26H26ZM88 29H89V32H88ZM236 29L238 30V33L237 34L234 32ZM44 30H46V28ZM57 33L58 32H56V34ZM75 33H78V32L76 31ZM80 33H82V32H79L78 35H80ZM18 35H19V33H18ZM27 35H25V37L23 39L21 38L22 36L20 35L21 37L16 38V41L14 40L15 38L14 39H10L9 40L10 41L9 44H11L13 42V40H14L17 45L22 46V42H24L26 40L27 41V47L29 49H32V51H34V52L35 51L38 52L39 55L40 54L43 55V58L44 59L46 58V60L43 61L44 64L46 62H50L52 64L53 63V62H51L52 60H57L58 59V56H56L57 53H55V49H54V47H55V43L54 42L58 38L57 39L54 38V41L52 40L53 41L52 44L49 42L50 47H49V45H47L49 50H46L45 47H44V43L45 42H43L40 45L41 42L39 41L38 38L35 37V35L29 36V38H26ZM195 35H196V33H195ZM36 36H38V35H36ZM60 37H61V35H60ZM207 37H208V35H207ZM252 37H253V33H252L251 38ZM75 40H77V39H75ZM113 40H114V42L112 44V41ZM136 41H137V44H136ZM185 41H187V42L185 43ZM245 41H247V40H245ZM253 41H255V42L260 41L261 42V41H263V38H261V37H255L254 38L253 37ZM189 42H191V44ZM214 42H212V43H214ZM187 43L190 44L191 46L190 45L188 46ZM7 44L8 43H6V45ZM24 45L26 46L25 42H24ZM56 45H57V43H56ZM191 47L194 48L193 51H190V48ZM7 48L8 47H6V50H7ZM98 48H100L101 50L98 51ZM221 48H224V45H221ZM60 49H58V50H60ZM52 52L55 53L54 56L51 55ZM88 53L89 54L92 53V54H90L91 58L89 56L87 57V56L84 55V54H88ZM200 53H201V56H203V54H204V57L207 58V60L204 63H202L201 65H200V60H199V57H198V56H200ZM10 54H11V52H10ZM246 54H249V52H247ZM61 55H63V54H60V56ZM69 55H71V54H69ZM69 55H68V52H67L66 57L69 56ZM2 58H4V57H2ZM87 59H90L88 61L89 62L88 64L95 65V66H89L87 64H84L83 65V60H84V62H86ZM150 59L148 61H150ZM119 60H121V58ZM28 61H30V60L29 59L23 60L21 63H19L18 61H15L14 64L15 65H18L19 64V66H21V67L28 68L29 65H30ZM38 61H40V60H38ZM92 61H95V62H92ZM3 62H4V60H3ZM67 63H68V65H67ZM73 63L75 65H72ZM108 63H109V66H108ZM160 64H163V63L160 62ZM0 66H2V68H4V70H6V69H8L9 66H12V64L11 63H9V64L7 63L5 65H0ZM31 66L32 65H30V67ZM121 66H122V63H121V65H119V67H121ZM109 68L112 69V67H109ZM123 68H124V66H123ZM59 69H61V71L63 73H61V71H59ZM120 69H122V68H120ZM108 70L110 71V69H108ZM113 70H116V69L114 68ZM129 70H130V68H129ZM171 70H172V68H171ZM100 71L102 72V70H100ZM66 72H68V73L66 74ZM74 72H75V75H74ZM116 72H118V71L116 70L115 73ZM123 72L126 73V74H129V73L131 74L130 71L129 72L123 71ZM121 73H120V75H121ZM103 74H105V75H103ZM253 74H254V77L258 75L257 71H254ZM27 75H29V73ZM102 75L105 76L106 78L103 79V77H102L100 79V77ZM39 76H41V75L39 74ZM51 76H53V75H51ZM92 76H93V78H91ZM123 77L121 76L122 79H124ZM254 77H252V78L254 79ZM27 78H28V76H27ZM99 79L102 82H104V84H102V83L100 84L99 83L100 81H98ZM5 80H10V78L9 79H5ZM61 80H63V81L61 82ZM257 80L259 81V84L261 83V81L264 83V76L262 77V79L259 76H257ZM56 81H58L59 85L56 84L57 83ZM228 81L231 82V83L229 84ZM118 82H117V84H118ZM115 83H116V81H115ZM60 84L66 86L65 89ZM105 84H107V85H105ZM253 84H255V83H253ZM178 85H180V84H178ZM263 86L264 85H261V86L258 87L256 85L254 88H252L250 86V83H248L247 80H246L243 83H241V87L240 88L238 87V88H239V90L242 91V95H244L245 92H246V93L251 94L254 98H259L261 96L264 97V91L262 90V87ZM58 87L59 88L62 87L63 89L61 88V90L58 91V92L61 91V93H60V95H58L59 97L56 99L52 95L55 94V93L53 94V92H55L54 90H58L59 89ZM192 88L196 89L197 87L194 86ZM92 89L90 88L91 91H92ZM118 90L121 93L123 92L122 89L121 90L118 89ZM15 92H16V94L23 93L28 98L27 99H24L23 98L24 100H22L20 97L18 98L17 95L14 96V93ZM58 92H56V94ZM119 92L118 93L115 92L114 96L115 95H119L120 94ZM239 93H240V91H239ZM249 94H247V95H249ZM96 95H95V97H96ZM60 96H62V97H60ZM108 96H110V95L108 94ZM108 96H107V98H109ZM93 97H94V95H93ZM187 97L188 96L186 94H183V96H182L183 101H186V99L189 98V97L188 98ZM40 98H44L45 99V102H42L44 100H42V101L38 100ZM243 98H245V100H244L245 102H243V101L240 102L239 101L240 102L239 104H240V106L242 108L241 110H244V108H245L244 107V104H248V102H249L246 99V97H243ZM20 99H21V101H20ZM54 99L57 102H55ZM61 99L64 100V102L63 103L61 102V104H59L58 101H60ZM94 99L96 100V98H94ZM196 99H198V98L196 97ZM180 100H182V99H179V102H180ZM46 101H49V102H51V101L53 102L54 101L53 104H54L55 108H57V110H59L58 107H63L64 106V107L67 108V110L65 111L64 110L65 108L63 107L64 108L63 110L65 112H62L61 113V118H64V119L67 120V122L65 124H61V123H59L60 122L59 121L58 122L60 124L59 125L55 121V120H57V119H55V115H56V118L59 116V115L57 116V114H55V112L57 110L55 112L53 111L54 114H50L49 115L47 113L48 114L47 115L45 113L44 115H41V113H40L41 112V110H40L41 108L39 109V107H44L45 105L48 106V102H46ZM159 101H162V104H158ZM183 101H182V103H185ZM198 101H201L203 105H206V107L208 106V101L207 102H204V101H202L200 99H198ZM198 101H197V103H198ZM188 102H186L183 111L185 113L188 112L189 115L193 116V114L195 112L194 111V108L195 107L192 106V105H190V104H188ZM201 102H199V105L198 104L197 105L200 106L201 105L200 104ZM22 103H23V106H22ZM17 104H18V106H17ZM74 104H75V102H74ZM203 105H201V106H203ZM4 106H8V107H4ZM19 106L20 107L22 106V109H21V110H23L22 113H21L22 115H20V112H19L21 110L16 111V110L19 109ZM51 106H53V105L51 104ZM13 107H14V109H11ZM39 110H40V112H39ZM52 110H54V109H52ZM44 111L47 112V110H45V109H44ZM76 111H78L77 113H79V116L80 117L75 113ZM170 112H172V111H170ZM111 113H116L117 115H120V116H117L116 114H113V115H116V116L115 117L113 116L114 118H112V116H111L112 114ZM75 114L77 116H75ZM82 114H83V116H82ZM182 115L184 116V114H182ZM240 115H242V113ZM10 117H11V119H10ZM20 117H22V118L21 119H18ZM101 117L104 118L102 122H100ZM110 118L113 119V120H115V118H117V121H119L120 123H123V125L126 128V131L128 130V132H130V130L132 129V133L133 134L135 133V134L133 136L130 135L128 137L125 134V137L124 138H121V136H120V138H118V139L117 138H114V140L112 141L111 140L112 139V136H113L112 134H114L113 131H112V127L114 125L111 124ZM197 118H199V117H196V115H195V118L194 119L195 120H198ZM23 120H24V118H23ZM131 120H133V119H131ZM195 120H193V121L195 122ZM146 121H148V122H146ZM168 123L170 124V126H171L170 128L171 129L170 128L168 129V127H165L164 129L161 130V127L164 126V125L167 126ZM188 123L190 124L189 121H188ZM50 128H52V129H50ZM153 128L156 129V131L158 132V135L159 136L156 133H150V130L153 129ZM12 131H14V133ZM23 131L25 132V130H23ZM10 132H11V134H10ZM128 132H126V133H128ZM27 133H28V131H27ZM139 134L143 135L144 138L143 139L137 138V135H139ZM7 135H9V136H7ZM147 136H148V143H146V137ZM114 137H115V135H114ZM116 137H118V136H116ZM166 138H167V140H166ZM193 138H190V139H193ZM17 141H18L17 144L15 143L16 145L13 144V145H15V149L17 148L16 146L18 145V143L19 142L21 143V141H19V140H17ZM122 141L120 140V142H122ZM182 141H183V144H182ZM62 142L64 143V145H62L63 148H62V152L61 153L64 152L63 153V155H65L64 158L65 157H68V159L67 158L66 159H63V158L58 157L59 156L58 151L61 149ZM178 143L181 144V146H180L181 149H177L175 151V153L172 154V151H174V147L173 146L176 145V144H178ZM30 146H31V144H30ZM231 146H233V145H231ZM101 147H103L104 149L102 150ZM217 147H218V150L219 149L222 150L221 149V147H222L221 145L220 146H217ZM112 148H114V147H112ZM24 149H25V146H24ZM13 150H14V148H13ZM25 151H27V150H25ZM5 152H7V151H5ZM22 154H23V150H22ZM175 154H177V155H175ZM63 155L61 154L60 156H63ZM19 156H21V152H20V155H18L17 158H20ZM53 157H55V159ZM262 157H264V156H262ZM52 159H54V160L52 161ZM205 161H207V160H205ZM198 162H201V163H198ZM7 165H9V164H7ZM43 165H44V167L48 166V167H46L47 170L44 171V170L41 169V167L43 168ZM215 165H217V164H215ZM247 165H248V163H247ZM0 166H2V163H1ZM208 167H210V166L208 165ZM251 167L252 166L250 165V168ZM40 170H42L43 172L40 171ZM4 172H6V171L4 170ZM205 172H207V171H205ZM249 172L252 173V174H254L255 172H258V170H256L254 172V169L252 168V169H250ZM219 173L221 175L228 173V175L227 176L225 175L227 178H226V180H224L225 181L224 182V185L222 184L223 182L221 181L222 182L221 184L223 185V188L226 189V191L223 190L225 192V194H221L219 192L220 194H219L218 198L216 197L218 199V205H217L216 210L215 209H213V210H215L214 213H216L217 216L220 215L219 214L220 213V210L223 209V207H225L224 206V203L225 204H228V200H229L228 197L231 194L232 188H233L234 184H236L235 182L238 181L239 178H240L239 177V175H240L239 172L237 174H235L234 178H232V176L234 175L233 172H232V170L226 171L224 168L223 169H220L219 170ZM207 174H208V172L206 173V175ZM36 176H37V174H36ZM211 176H213V175H210V177ZM225 176H223V177H225ZM217 177H219V176H217ZM37 178H39V177H37ZM190 178L188 180H190ZM23 179H24V177H23ZM155 179H153V180H155ZM182 179H184V178H182ZM29 180L27 181V184L24 183L25 186L28 185V183L30 182ZM157 180H155V181H157ZM205 180H207V179H205ZM219 180H221L220 177H219ZM155 181H154V183H155ZM158 181L156 182V184L158 183ZM184 181H186V180H183V183H184ZM243 181H246V180H244V177H243ZM138 182H142V184L139 185ZM151 182H152V184H151ZM214 183L216 184V182H214ZM252 183L254 184V181L253 182H251V181L248 182L247 181V184H245L246 186L244 188H242V189H239L237 195L240 196L239 193H241V194L243 193V195H248V193L251 192L250 191V186H251ZM163 184H164V186L165 185H167V186L169 185V184H166L164 182H163ZM3 185H5V184H3ZM33 185H34V183H33ZM203 185H205L204 182H203ZM218 185H216V186H218ZM199 186L201 187V185H199ZM57 187H58V185H57ZM175 187H176V185L173 186V187H171L170 190L175 189ZM182 187H183V185H182ZM205 188H206V186L204 187V189ZM239 188H240V186H239ZM183 189H184V187H183ZM211 189H210V191H212ZM215 189H217V188H215ZM217 190L215 192H218L219 191V190L218 191ZM182 191L183 190H181V192ZM28 192H30V191H28ZM155 192H158V193L161 192L162 194L161 193L160 194L162 195V197H164V199L163 200H160L162 198L159 199L156 196L157 193H156V195H154ZM184 192H185V190H184ZM23 193H25V192H23ZM169 195L171 197H169ZM198 195H200V196H198ZM237 195L235 197L233 196L234 199H236V200L238 198ZM108 196L110 197V199L107 198ZM181 196L183 197L184 194L183 195L181 194ZM186 196H188V195H186ZM196 196L197 197H201V198H199L200 200L198 199V201H200L201 203L196 201L197 200L196 199L197 198ZM207 197H210V196L207 195ZM18 198L19 197L17 195H15L14 197L8 196L4 200L2 199L3 200V206L6 207V208L9 207V209H7V210H9V212H10V208L11 209H14L13 211L18 210V209H21L22 210L21 206L23 204L21 202H23V201L20 202L18 200ZM32 198H33V196H32ZM54 198L55 197H53V199ZM243 198H246V197L243 196ZM50 199H51V197H49V199H45V200L46 201H49ZM209 199L210 198H207L205 200V202H203V203H207L206 204L207 206L205 205V207H207V208L210 207V206L208 207V205L210 203L209 202ZM210 200H212V199H210ZM24 201H26V200H24ZM214 201L216 202L217 200H214ZM250 201H252V200H250ZM1 203H2V201H1ZM47 203L48 202H46V204ZM53 203H54V201H53ZM77 204H79V203L77 202ZM212 204H213V202H212ZM25 205H23V207ZM125 206H126V203H125ZM205 207H204V209H205ZM1 208H2V206H1ZM24 209L25 208H23V210ZM187 209L191 210V212H188ZM4 211H5V208H4ZM98 211H99V209L95 210L94 212L97 213ZM230 211H231V209H230ZM110 212H113V213H108V216L110 217V219H108V216H107V220L109 222H112L113 220H115V218H117V216H116V209L111 210ZM153 212H155V213L153 214ZM14 213H16V212H14ZM35 213L37 214V212H35ZM99 213L100 212H98V214ZM208 213H210V212H208ZM118 214H121V213H119V211H118ZM105 216H106V214H105ZM7 217L9 218V216H7ZM71 217L73 218V216H71ZM132 217H133V220H134V222H135L136 225L130 229V226L134 223V222H132ZM206 217L208 218V215ZM226 217H229V215H226ZM80 219L83 220L82 218H80ZM221 219H222V217H221ZM85 221H86V219H85ZM217 221L220 222L221 220L219 219ZM221 222H223V221H221ZM223 223H225V222H223ZM81 224H82V221H81ZM91 224H90L89 221H86L85 227H84L89 233L92 232L91 229L93 230V227H94V224L93 225H91ZM153 224H150V226L153 225ZM212 224H213V222H212ZM82 226H84V225H81V227ZM208 226H210V225H208ZM215 226H220V225L219 224L218 225L215 224ZM96 227H94L95 229L93 230V233H94V231L97 230ZM137 228H140V227H137ZM153 228H156V226L153 227ZM216 228H215V230H216ZM230 228H232V227H230ZM99 229H100V227H99ZM143 229H142V231H143ZM185 229H187V228H185ZM201 229H203V228H201ZM106 230H108V229H106ZM123 230L124 229H122V232H123ZM234 230L232 232H234ZM81 231H83V228H82ZM138 231H139V229H138ZM160 231L163 233L162 235L167 234V235H170L171 236L170 238L167 237V239L169 238V240H171V241L173 240V238H172V233H173L172 231L173 230L171 228L165 226L164 223H163ZM236 231L238 232V230H236ZM88 232L84 231L83 233L86 234ZM224 232H226V231H224ZM99 233H98V235H99ZM149 234H151V233H149ZM93 236L91 235V237H93ZM195 236H197V234ZM222 237H224V236H222ZM115 238H116V236H115ZM119 238H121V242H123L126 245H129L130 240L126 239L122 235H119ZM185 239L188 240L186 237H185ZM11 240H12V238L9 239V237H8L6 243H8V242L10 243ZM157 240H159V239H157ZM160 240H161V238H160ZM31 242H32L31 244H30V242L28 243V246L31 247L30 248L31 249V252L28 254L27 251L25 250L26 251V254L25 255L28 256V258L29 257H35V263H33L34 260H31V259L26 261V257L25 256H20L18 254V256H20V258H22L24 260V264H25V262H26V264H36L37 263L36 262L37 257H40V258L41 257H46L49 254V252H52V251H53L52 253H54V252L57 253L56 256H58V258L62 261V262L60 261L61 264H81V262L79 260H72L71 258H68L67 257L68 253L67 254L64 253L65 250L63 248L64 247L63 245L60 248L61 251H60V254H59V252L57 251L59 248L56 249L54 245H51L52 243L49 244V242L47 240H45L44 237L43 238L40 237V238H38L35 241L31 240ZM130 245H132V244H130ZM15 246H16V244H15ZM158 246H159V244H158ZM6 247L7 246L5 245V248ZM113 248H114V250L117 251V247H113ZM122 248L123 249H121V251L118 250L119 251L118 254H123L126 257H131L133 259L135 258L133 256L134 255V251L131 250L132 248L131 249L129 247H122ZM162 249L163 248H161V250ZM109 250H112V249H109ZM157 250H159V249H157ZM185 250H187V249H185ZM171 251H172V249H171L170 246H169V248L168 247H165V249H163V252L166 253V255H165L164 258H161L160 261L158 260V257H155V259H153V258L152 259L156 261V264H174L173 263V260L171 258V255H170ZM22 253H21V255H22ZM149 253H151V252H149ZM110 254H112V253H110ZM4 255L6 257H8V260L6 262V261H4V260L1 259L0 260L1 263L0 264H10L9 263V260H10L9 250H7L6 252L4 251ZM162 256H164V255L162 254ZM184 257H185V260H186V256H184ZM138 261H139L138 259H135L134 264H141ZM140 261H142V260H140ZM155 261H154V263H155ZM177 262L178 261H176V263ZM191 264H196V261L195 260H194V262L192 261Z\"/></svg>","mask_w":264,"mask_h":264}]
</instances>
